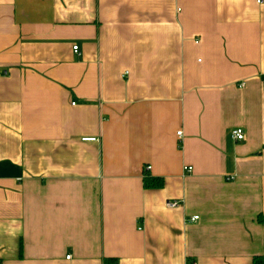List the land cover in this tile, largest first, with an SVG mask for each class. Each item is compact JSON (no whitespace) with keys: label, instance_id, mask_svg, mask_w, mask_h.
Masks as SVG:
<instances>
[{"label":"crops","instance_id":"obj_1","mask_svg":"<svg viewBox=\"0 0 264 264\" xmlns=\"http://www.w3.org/2000/svg\"><path fill=\"white\" fill-rule=\"evenodd\" d=\"M253 259L264 0H0V264Z\"/></svg>","mask_w":264,"mask_h":264},{"label":"built area","instance_id":"obj_2","mask_svg":"<svg viewBox=\"0 0 264 264\" xmlns=\"http://www.w3.org/2000/svg\"><path fill=\"white\" fill-rule=\"evenodd\" d=\"M257 2H260V0H257ZM76 45H73L71 47L72 51L73 52H76ZM180 130L176 131V136L179 137L180 136ZM230 138L232 140H241L243 138V132L240 128H233L231 131H230ZM92 139V138H91ZM149 166H145V169H148ZM185 171H190V166H185L184 168ZM179 205V201L178 200H166L165 201V206H167L168 208H173V207H177ZM197 218L196 215H193L189 218V220H195ZM69 255L65 256V258H68ZM192 264H195V263H192Z\"/></svg>","mask_w":264,"mask_h":264},{"label":"trees","instance_id":"obj_3","mask_svg":"<svg viewBox=\"0 0 264 264\" xmlns=\"http://www.w3.org/2000/svg\"><path fill=\"white\" fill-rule=\"evenodd\" d=\"M152 183H150V182ZM159 181H152V180H148V179H143V185L144 186H150V185H153V186H156V185H159ZM254 260V264H261V260H256V259H253Z\"/></svg>","mask_w":264,"mask_h":264}]
</instances>
